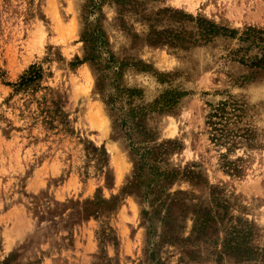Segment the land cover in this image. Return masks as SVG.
<instances>
[{
	"label": "rangeland",
	"instance_id": "obj_1",
	"mask_svg": "<svg viewBox=\"0 0 264 264\" xmlns=\"http://www.w3.org/2000/svg\"><path fill=\"white\" fill-rule=\"evenodd\" d=\"M248 28L264 0H0V264H264Z\"/></svg>",
	"mask_w": 264,
	"mask_h": 264
},
{
	"label": "trees",
	"instance_id": "obj_2",
	"mask_svg": "<svg viewBox=\"0 0 264 264\" xmlns=\"http://www.w3.org/2000/svg\"><path fill=\"white\" fill-rule=\"evenodd\" d=\"M202 31V37L206 40L217 36L234 38L239 35L237 31L219 28L212 24ZM238 40L239 47L230 52V57L248 68L264 71V29L248 28ZM39 78L40 74L35 73L26 82H34Z\"/></svg>",
	"mask_w": 264,
	"mask_h": 264
},
{
	"label": "bare ground",
	"instance_id": "obj_3",
	"mask_svg": "<svg viewBox=\"0 0 264 264\" xmlns=\"http://www.w3.org/2000/svg\"><path fill=\"white\" fill-rule=\"evenodd\" d=\"M177 2H179V0H176Z\"/></svg>",
	"mask_w": 264,
	"mask_h": 264
}]
</instances>
